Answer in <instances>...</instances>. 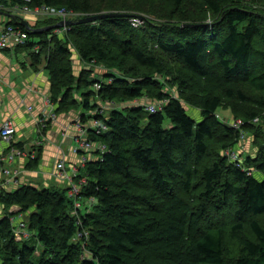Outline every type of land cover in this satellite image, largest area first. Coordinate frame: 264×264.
<instances>
[{"label":"trees","instance_id":"1","mask_svg":"<svg viewBox=\"0 0 264 264\" xmlns=\"http://www.w3.org/2000/svg\"><path fill=\"white\" fill-rule=\"evenodd\" d=\"M1 1L54 6L83 17L103 12L131 16L72 25L62 34L55 28L35 31L58 23L57 17H47V24H29L32 28L17 17L7 23L28 32L27 43L19 48L30 52L34 64H42L46 56L56 112L77 103L86 109L99 108L100 103L108 108L106 115H97L106 129L89 131L106 150L97 151L99 157L86 165L88 182L79 195L90 203L85 210L73 213L74 199L67 188L22 183L12 190L0 189L6 212L0 215V264H264V223L259 219L264 217V144L242 162H230L223 155L211 158L219 129L234 141L238 133L217 116L222 97L232 100L237 117L246 115L245 123L264 108V7L255 10L241 0H202L216 18L215 33H207L198 13L180 12V33L191 28L196 33L158 40L159 51L170 62L206 85L197 100L202 114L197 121L180 98L154 87L155 72H162L158 55H148L117 29L130 25L132 16L153 12L150 5L137 0ZM171 2L179 10L187 0ZM157 12L159 17L167 15ZM190 22L202 25L182 26ZM72 46L83 61L105 63L110 69L107 80L76 76ZM130 59L139 67L129 69ZM98 81L102 87L95 90ZM85 87L90 88L81 102L76 90ZM146 96L151 102L137 103ZM148 104L161 108L151 112ZM248 105L259 109H246ZM14 145L24 147L22 142ZM39 160L37 155L28 167L35 168ZM3 165L0 153V168ZM199 186H204L199 202L189 203ZM15 205L20 211H10ZM20 212L28 215L27 230L41 244L40 255L31 240L16 238L11 217ZM228 214L235 220L230 225L217 217ZM208 217L216 222L205 223Z\"/></svg>","mask_w":264,"mask_h":264},{"label":"rangeland","instance_id":"2","mask_svg":"<svg viewBox=\"0 0 264 264\" xmlns=\"http://www.w3.org/2000/svg\"><path fill=\"white\" fill-rule=\"evenodd\" d=\"M137 1H143V5H150V9L152 8L153 12H141L140 16H143V20L139 23V25L135 26L133 25L131 18L130 22L131 24H126V25H121V27H117L119 32L121 33V36L125 38H131L133 39L139 46L142 47V49L145 50V52L148 55H151L152 53H156L161 59V70L162 72L154 74L156 75V79L158 81V84L154 85V87H160L162 90L169 92L172 96L180 98L184 104L186 105V108L188 110V113L194 117L197 121H200L202 119V114H201V109L200 106L197 102L199 99L200 95L203 94L204 89L206 88V85L204 84L203 81H200L196 79L191 73L188 71L182 69L179 67L177 64H174L170 62L166 56L163 55L161 51H159V47L157 46V42L159 39L164 38H173L177 39L179 37H185V35H188L192 30L193 33H196L195 28H191V31H185V33H180V28L176 27L180 25L181 23L179 21L180 17V12L183 13H198V19L201 20V22L206 23L204 24L205 27L207 26V33H215V28H216V18L207 10V7L205 6L204 2L202 0H187V3L185 7L180 8L179 10H176L174 8L173 3L171 0H137ZM241 3L245 6L256 8L255 10L259 9V7H264V0H241ZM10 8V7H9ZM11 9V8H10ZM149 9V10H150ZM167 12V15H163L165 17H159V12ZM2 17V16H1ZM4 18L6 16H3ZM35 20V24H47L49 23L47 20V16H33ZM7 19V17H6ZM149 20L150 22H147ZM192 21V20H188ZM57 24V23H56ZM55 25V24H54ZM204 29H201L199 34L204 33ZM179 32V33H178ZM65 37V36H64ZM163 55L164 58H161L160 55ZM44 55V54H43ZM73 60V70L76 76H81V77H88L90 79H95L98 78L99 80H104L106 81V76L105 72L110 71L109 67L103 63V62H97L94 64L88 63L83 61L80 58V54L75 46H72V56ZM46 56L43 58V64L46 65ZM129 69H132V67H139L138 64L135 62V60L130 59L129 62L126 64ZM139 73V72H138ZM143 73V72H140ZM185 81V83H182L181 81ZM94 89H96V86L94 84ZM90 88V87H88ZM88 88H81L76 90V95L78 97V100L83 102L84 98V92ZM255 93V92H254ZM255 95L260 96V93H255ZM49 97H50V92H49ZM93 97V96H92ZM91 99H94L92 98ZM95 99H98L95 97ZM140 103L144 102H151V100L146 96L143 100H140ZM232 100L222 97V106L219 107L217 110V116L225 123L226 125L232 126L235 129L238 130L237 133V138L234 141V137H231L230 135H227L224 131L223 128L219 129V131L216 133L214 140L211 143L212 146V153H211V158L214 159L218 157L219 155H223L228 157L230 162H242L248 155H256L260 147L264 144V108H253L251 105L247 106L246 109L251 110L253 109H259L260 110V116L256 117L254 120L249 121L245 123L244 125H241L239 127H236L234 123L240 119L242 121L248 120L246 118V115H239L238 117L232 112L231 109V104ZM54 104V103H53ZM102 105V106H101ZM55 106V104H54ZM106 107L108 108V105L101 104L100 107H94L93 109H86L82 104H78L76 106H72L71 108H68L66 111H60L56 112V107L54 108L55 112L58 115H66V114H71L72 116H76L74 122L72 123L73 126H69L67 130H62V129H56V127H51V124L53 122H57V120L53 122H48V125L45 126L44 128H38L40 131H42L41 134H44L45 130H47L49 133L51 130H57L58 132H63V134L60 132L62 137L63 144L68 147V142L67 140H71L72 144L77 143V136L79 135V132L81 131L83 125H93L94 124V118H97L99 109ZM255 107V106H254ZM106 108H104L106 110ZM104 110V114H105ZM239 113V112H238ZM240 114V113H239ZM242 114V113H241ZM245 114H248L246 112ZM106 115V114H105ZM84 117V118H83ZM31 130H27L26 134H30ZM40 134V133H39ZM57 136V135H56ZM54 135V138H56ZM35 136H32V139H34ZM47 140L51 141L50 135L47 136ZM15 139H19L18 134L16 135ZM45 140L40 139L39 137L36 138V141L33 145L26 146L25 147V154H29L30 151L34 154V156L37 157V155H40V160L38 166L35 168L30 169L28 167V163L32 161L33 159L30 158L29 156H25V159L28 161L27 164L21 165L20 164V159L15 160L14 162L6 164L7 166L11 168H15L19 170V178L20 181L19 183H36L40 186H51L52 188L56 189H69L71 183H74L76 181H79L82 174L85 175L86 173V167L83 168H78L79 172L82 174H77V177H73V182L70 180L62 179L59 178L55 175L52 174L50 175L52 169H54L53 163H54V158L51 156V164H47L45 157L42 159V151H43V143ZM47 142V141H46ZM71 144V145H72ZM70 145V144H69ZM222 145H227V147H222ZM73 146V145H72ZM65 148V147H64ZM204 164V163H203ZM51 166V167H50ZM50 168V169H49ZM76 168V167H75ZM72 168H69V170ZM49 174L51 176V180L47 179V176L45 175ZM73 174L77 173L76 169H73ZM256 176L262 177V175L258 172H255ZM25 176L24 180H22V177ZM14 181V180H13ZM204 189V186H199V188L196 190L197 195L195 196V199H190L189 203L191 204H196L197 201L199 202L198 199V192L202 191ZM81 209L82 211L85 210L90 203L87 202L86 200L82 202L81 204ZM2 207V206H1ZM4 209V208H3ZM14 209V206L10 209L12 211ZM14 211H16L14 209ZM77 209L74 204V209L73 213L76 214ZM4 213H6L4 211ZM20 214V213H19ZM17 214L16 218H18L20 215ZM211 215H214V212L210 213ZM25 221L28 219V215L25 213L22 214ZM193 217V216H192ZM220 220H224V222L227 225H230V223L235 222L234 218L231 216V214L226 215V217H219L217 216ZM214 217H208L205 223H214L216 221H213ZM263 223H264V217L259 218ZM26 232V237L29 240H31L32 243L37 245V255H40L42 246L41 244L36 240V238L32 237L30 232ZM246 232L249 236H253L251 233L249 227L246 225ZM23 238V239H25ZM23 239H18V240H23ZM231 244L230 247H232L233 250L236 249L234 242L229 241Z\"/></svg>","mask_w":264,"mask_h":264},{"label":"crops","instance_id":"3","mask_svg":"<svg viewBox=\"0 0 264 264\" xmlns=\"http://www.w3.org/2000/svg\"><path fill=\"white\" fill-rule=\"evenodd\" d=\"M2 16V17H1ZM3 16H6L4 18ZM16 16H19L26 20L30 25H35V18L33 15L24 14L22 12L4 11L0 12V33L4 30L6 24ZM50 78L45 64H34L30 57V52L23 48H16L11 50L9 48H0V123L7 117L14 119L17 125V132L13 137V143L22 142L24 147L33 145L36 138L45 140L43 143L42 159L45 157L47 164H51V160L54 158V169H52L50 175L56 170V163L64 154L67 160V165L70 168L76 164L83 151L75 148L78 143L72 144L71 140L68 143V147L63 144L62 135L57 130H51L49 133L45 130L44 134H41L38 128V118H40L47 110L48 105L44 102L45 95H49L50 92ZM32 107V110L29 109ZM76 116L71 114L58 115V121L53 122L51 127L56 129L67 130L70 126H73ZM31 130L30 134H26L27 130ZM42 129V128H41ZM64 130V131H65ZM40 133V134H39ZM63 134V132H61ZM18 134L19 139H15ZM35 136L32 139V136ZM51 137V141H48L47 136ZM54 135L56 138H54ZM47 141V142H46ZM73 146H72V145ZM9 147L8 143L0 139V153H4ZM59 147L62 149V153L59 152ZM65 147V148H64ZM27 148V147H26ZM96 155V153L94 154ZM53 156V158L51 157ZM52 158V159H51ZM20 159V160H19ZM21 165L27 164L25 156L17 158ZM51 167V166H50ZM50 169V168H49ZM49 181L51 176L45 174ZM25 176L22 177L24 180ZM20 181V179H17ZM15 181L8 190H12L22 184ZM2 206V207H1ZM3 205L0 203V215H4Z\"/></svg>","mask_w":264,"mask_h":264},{"label":"built area","instance_id":"4","mask_svg":"<svg viewBox=\"0 0 264 264\" xmlns=\"http://www.w3.org/2000/svg\"><path fill=\"white\" fill-rule=\"evenodd\" d=\"M11 9H10V8ZM4 11H12V12H22L24 14H30L33 16H47V17H57L59 19V22L66 21V20H78L79 18L83 17L82 13L74 12L71 10H65V9H59L54 6H36V7H30L27 4L19 5V4H11V3H4L0 0V12ZM19 18V20L22 22L23 18L16 16ZM143 20L140 16H132L131 21L133 25L137 26L139 23ZM58 22V23H59ZM72 25H64L62 27H56L55 32L58 34H62L65 31H69L71 29ZM29 38V34L27 31L22 29L20 26H15L12 24H6L4 30L0 33V48H9L11 50H15L19 46H23L27 43V40ZM96 89L99 90L102 87V82L98 81L95 83ZM44 102L46 105H48V110L40 117L38 118V123L40 125V128H44L48 125V122H53L58 119L57 113L55 112L54 104L49 97V95H45ZM138 104L144 105V103L137 102ZM106 108V107H104ZM104 108L99 109L98 114L104 113ZM161 106H156L154 104H148L146 107L147 110L151 112H155L158 109H160ZM29 109L32 110V107H29ZM0 112H1V106H0ZM245 122L238 119L234 125L236 127H239L241 125H244ZM83 129L79 132V135L77 136V143L78 146L75 148L76 151L78 149L82 150L84 153L81 155L79 161L72 165L69 170V167L67 165V160L64 154L62 153L61 147H59V152L63 154L61 158L56 163V170L54 171L53 175L62 178V179H68L71 182H73V177H77V174H82L79 172L78 168L86 167L87 163L98 158L99 154L97 151H100V153H103L106 150V145H104L101 142H96L92 140L89 137V131L91 129L95 130L97 133H101L106 129V126L99 118H94V124L93 125H83ZM17 132V125L13 118L7 117L0 123V139L6 143H8L9 147L5 150L4 153H2V158L4 160V165L0 168V189L1 188H8L11 187L12 184L15 183V181H18L19 178V170L15 168H11L7 166L6 164L14 162L17 158L23 157V156H29L30 158L34 159L36 156L30 151L29 154H25V147H17L13 143V137ZM96 153V155H94ZM76 167V168H75ZM73 169L77 170V173H72ZM14 180V181H13ZM88 182V179L86 175L82 174L79 181H76L74 183H71L68 193L69 195L74 199V204L76 209L81 208V204L83 199L79 197L82 187ZM92 202H94V198L91 199ZM88 202V201H87ZM14 209L16 211H20V207L15 205ZM13 209V210H14ZM19 214V213H18ZM23 212H20V216L16 218V216L11 217L14 225L15 235L17 239H23L26 237L27 232V222L25 221L23 217Z\"/></svg>","mask_w":264,"mask_h":264},{"label":"water","instance_id":"5","mask_svg":"<svg viewBox=\"0 0 264 264\" xmlns=\"http://www.w3.org/2000/svg\"><path fill=\"white\" fill-rule=\"evenodd\" d=\"M131 14L128 13H122V12H103V13H99V14H94V15H89L86 17H82L79 20H66V21H61L55 25H51L48 27H42V28H36L35 31H43V30H47V29H52V28H56V27H62L64 25H77V24H83V23H90V22H94L100 19H105V18H112V17H130ZM141 18H143V16H140ZM23 23L28 27V28H32L29 23L26 20H23ZM202 25V23H184L182 26L183 27H195V26H200Z\"/></svg>","mask_w":264,"mask_h":264}]
</instances>
